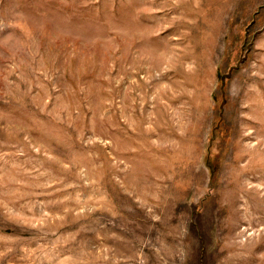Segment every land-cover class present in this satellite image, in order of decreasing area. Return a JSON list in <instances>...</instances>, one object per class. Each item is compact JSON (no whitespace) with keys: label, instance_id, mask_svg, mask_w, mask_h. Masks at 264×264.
Listing matches in <instances>:
<instances>
[{"label":"rangeland","instance_id":"374dc122","mask_svg":"<svg viewBox=\"0 0 264 264\" xmlns=\"http://www.w3.org/2000/svg\"><path fill=\"white\" fill-rule=\"evenodd\" d=\"M0 264H264V0H0Z\"/></svg>","mask_w":264,"mask_h":264}]
</instances>
